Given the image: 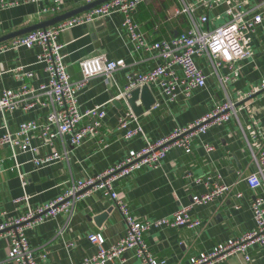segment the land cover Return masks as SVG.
Segmentation results:
<instances>
[{
	"label": "crops",
	"instance_id": "1",
	"mask_svg": "<svg viewBox=\"0 0 264 264\" xmlns=\"http://www.w3.org/2000/svg\"><path fill=\"white\" fill-rule=\"evenodd\" d=\"M183 1L195 4L197 0ZM238 2H243L239 9L246 10L256 6L259 0ZM182 5L181 0H148L140 5L134 19L144 39L147 42L170 40L188 31L192 27L190 19L186 15H174ZM82 6L83 0H63L62 13ZM39 7L29 4L0 10V37L51 18L39 17ZM204 14L210 19V29L228 20L224 5L210 11L197 6L195 16ZM103 21L102 27L107 34L96 41L87 24L77 26L57 39L62 44L61 54L71 82L81 79L79 62L85 58L105 54L126 64V68L114 73L113 80L94 78L77 94L79 111L105 104L106 116L98 134L77 148L70 147L68 136L58 138L54 146L59 152H66V157L43 168L34 167L30 153L16 151L13 160L11 150L0 147V211L7 220L18 218L28 209L55 200L76 181L107 170L130 152L140 150L146 142H156L168 136L175 127L192 123L215 103L234 102L235 115L226 124L213 126L204 135L195 137L190 154L180 148L171 149L158 168L142 170L113 183L131 214L139 221L149 222L170 217L181 207L188 206L191 196L205 193L206 188L195 183L196 178L219 173L224 183L233 186L227 196L191 208L190 218L199 221L196 229L154 227L146 233V243L157 259L164 260L165 264H188L190 258L209 254L216 245L239 238L255 228L251 203L255 195L264 196V186L252 192L242 178L256 171L252 151H256L258 142L264 143V91L248 100L243 98L264 79V31L258 28L251 35L253 57L237 62L240 70L228 82L221 79L229 74L226 65L213 72L207 60L201 59L199 66L206 75L205 87L194 90L187 100L179 96L176 102H169L159 88L147 85L154 103L138 117L143 136L124 140V131L118 130L116 125L130 106L119 94L125 91L129 75L156 67L160 58L155 51L133 50L125 29L121 28L120 14H112ZM39 52L40 49L34 47L1 54L0 89L18 88L24 83L23 73L27 72L33 74L32 86L46 83L48 75L44 65L38 63ZM175 70L180 76L177 68ZM46 112V108L39 106L28 111H15L10 116V129L14 131L21 122L40 121ZM1 124L0 116V136L3 133ZM32 144L36 146L39 142L33 140ZM205 145L213 146V151L206 152ZM235 193H241L242 197L236 199ZM104 214L106 216L101 219ZM125 231V223L112 202L100 193H93L75 204L71 216L47 219L28 230L26 237L38 264H84L86 258L97 253L96 246L87 240L89 233L101 234L108 247L122 238ZM9 249V239H0V264H14L8 259ZM248 255L249 264H264V246L252 245ZM108 264H141V261L134 254L125 253ZM216 264L247 263L243 255L234 254Z\"/></svg>",
	"mask_w": 264,
	"mask_h": 264
},
{
	"label": "built area",
	"instance_id": "2",
	"mask_svg": "<svg viewBox=\"0 0 264 264\" xmlns=\"http://www.w3.org/2000/svg\"><path fill=\"white\" fill-rule=\"evenodd\" d=\"M96 1L98 0H83V3L87 5ZM146 1L148 0H108L54 26L0 44V55L19 48L38 47L40 49L37 56L38 63L44 65V71L48 75L46 83L34 87L30 84L34 78L33 74L23 73L21 78L24 83L18 88L0 89V116L3 130L0 147H8L12 152L13 160L16 159V151L30 153L34 167L43 168L58 163L66 157V152L61 153L54 146L58 138L68 136L70 147L77 148L85 140L95 137L105 119L106 106L104 104L79 111L77 94L90 80L97 77L113 80L115 72L126 68L123 60L98 54L79 62L81 79L75 83L71 82L61 54L62 44L57 40L59 35L77 26L104 20L112 14H120L121 28L125 29L133 50L145 53L157 52L160 64L147 71L129 75L125 91L119 94V97L126 102L132 90L144 85H154L169 102H176L179 96L187 100L194 90L205 87L206 75L199 66L201 59L207 60L213 72L222 65L228 67L229 74L221 78L222 82L234 79L240 70L237 62L253 57L251 35L258 28L264 31V0H259L256 6L246 10L239 9V5L243 2L238 0H197L195 4L181 0L183 5L175 10L174 15H186L192 27L170 40L147 42L134 19L138 7ZM29 4L40 6L39 17H54L63 12V0H0V10ZM222 5L225 6L228 20L220 26L210 29L208 15L195 16L197 6L210 11ZM176 68L180 76H177ZM261 91H264V79L243 99L248 100ZM36 106L47 109L40 121L21 122L14 131L10 129V116L15 111H28ZM135 106H141L139 99L135 102ZM235 113L234 102L215 103L205 115L192 123L175 127L168 136L153 143L146 142L140 150L130 152L126 158L107 170L76 181L50 203L28 209L25 214L13 220L3 218L4 212L0 211V239L8 238L10 241L8 259L14 264H38L29 247L26 232L47 219L59 215L71 216L76 203L93 193H100L111 201L112 206L120 213L126 231L122 238L108 247H105V239L101 234L89 233L87 240L96 246L97 253L86 258L84 264H108L120 259L125 253L134 254L141 264H165L164 260L157 259L149 250L145 240L146 233L154 227L196 229L199 221L190 218L191 208L195 205H208L218 198L227 196L233 186L224 183L219 173L196 178L195 183L202 184L206 188L205 193L191 196V203L181 207L170 217L149 222L139 221L131 214L125 200L114 189L113 183L129 178L136 172L158 168L161 160L171 149L180 148L186 154H190L195 137L204 135L213 126L226 124ZM116 127L124 131L122 135L124 140L143 136L138 117L130 108L118 118ZM253 138L256 139V136ZM33 140H37L39 144L33 145ZM256 147V151H252V161L256 171L242 178L252 192H257L264 186V143L258 142ZM204 148L206 152L213 151V146L205 145ZM1 171L0 159V173ZM20 178L24 186L22 176ZM234 197L240 199L242 194L235 193ZM251 212L255 223L253 230L239 238L216 245L209 254L190 258L188 264H216L234 254L243 255L245 262L249 264V248L254 244L264 246V196L253 197Z\"/></svg>",
	"mask_w": 264,
	"mask_h": 264
},
{
	"label": "water",
	"instance_id": "3",
	"mask_svg": "<svg viewBox=\"0 0 264 264\" xmlns=\"http://www.w3.org/2000/svg\"><path fill=\"white\" fill-rule=\"evenodd\" d=\"M106 1H108V0H98V1L93 2L91 4L84 5L81 8L62 13L60 15L48 18L46 20H43L37 24L31 25V26H28L25 28H21L19 30L14 31V32L3 35L0 37V44L7 42V41H10L12 39H15L17 37L26 35V34L31 33L33 31L46 29L48 27L54 26L57 23L62 22L66 19H69L73 16L87 12V11L101 5L102 3L106 2ZM103 22H104L103 20H98V21H95L93 23L87 24L88 31L91 33V37L95 41L97 39L102 38L105 34H107V32H105L103 30V27H102ZM139 95H141L140 100H141L142 106L137 107V106H135V102L139 99ZM126 101H127L128 105L130 106V109L132 110V112L137 117H139L143 113L144 110L148 111L154 103L153 102L154 100H152L151 95L148 92L146 85L142 86L141 88H136V89L132 90L129 93V96H128ZM105 216H106V214L101 216V219H103Z\"/></svg>",
	"mask_w": 264,
	"mask_h": 264
}]
</instances>
